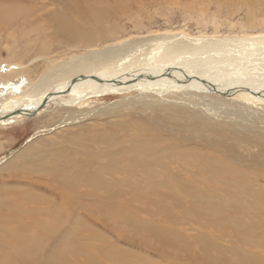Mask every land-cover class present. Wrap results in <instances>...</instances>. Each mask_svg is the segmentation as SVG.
Here are the masks:
<instances>
[{"label":"rangeland","instance_id":"374dc122","mask_svg":"<svg viewBox=\"0 0 264 264\" xmlns=\"http://www.w3.org/2000/svg\"><path fill=\"white\" fill-rule=\"evenodd\" d=\"M21 1H24L22 4L26 8L34 6L28 3L31 1ZM206 1L199 3L197 0H183L178 1L181 5L167 3L161 8L152 7L147 17L148 20L144 18L149 28L147 31L152 34L174 36L176 41L186 38L195 40V42L200 39L264 41V0H234L230 5L231 9L229 6L225 7ZM245 1L246 3L252 1L255 4L252 17ZM41 3L47 4L48 7L55 6L49 0H43ZM149 8V6L146 7V9ZM123 10L127 13H140L138 3H133ZM67 14L72 15L73 12L67 10ZM118 16L122 14L115 15L113 19H118ZM33 19H35L33 22H29ZM42 19L43 17L40 19L37 15L29 17V21L19 18L18 21L8 22L9 29L0 31V64L20 61L30 63L39 56H47L41 52L42 44L54 46L56 42L60 44L63 42L54 36L50 37L51 40L36 38L37 34L45 35L42 34L43 31L49 33L54 29V21L49 15L47 20ZM122 25L135 35L131 21L125 20ZM159 29L160 31L156 32ZM144 36L146 37L147 34ZM134 37L140 38L139 36ZM235 43L233 41V44ZM82 53L84 54V51L73 50L63 60L73 62ZM61 62L63 61L56 62L54 66L58 67ZM53 68L43 59H39L28 69L27 74L35 80L44 78L48 81V73ZM17 77L10 74L5 76L4 80L12 81ZM73 77L76 75L69 76L68 80ZM189 90L193 93L181 92L184 98L182 100L165 98L169 101L162 100L163 106L160 109L149 108L146 104H141L140 95L137 92L124 95L104 94L105 96L91 97L90 103L83 108L60 111L56 105L52 104L49 107L44 106L33 116L17 119L14 123L0 124V203L6 202L12 206L11 210L0 214L9 215L13 212L11 194L15 189L30 190L31 185L23 180L25 177L37 179L35 188L37 196L51 198L57 202L48 195L51 193L46 184L53 181L58 182L66 175H70L71 179L79 172L77 182L85 190L82 202L90 206L88 210L80 209V213L74 215L72 221L77 215L82 218L81 245L83 244L84 252H90L91 261L90 259L86 261L88 259L86 256L71 255L73 261L69 258V264H101V260L104 261L103 264L107 262H110L109 264H223V261L227 262L226 259L234 262L237 258L242 259L243 255L249 256L251 251L261 257V262L264 263V246L260 248L261 243H254L259 240V236L264 237V225L259 226L264 223V219L258 213L264 210V204L255 207L247 200L246 202L240 198L233 200L241 213H237L239 211L236 207L234 209L227 207L226 210L220 211L225 217L238 214V218L233 220L237 228L231 230L226 226L228 220L213 218V211L205 202L212 192L218 190L223 192L224 189L209 186L204 175L196 170V165L201 162H209L214 166L234 162L242 171L245 169L252 173L255 170L251 166L252 161H264V155H258L262 147L255 146L258 143L257 134L262 135L263 133L249 132L242 130L241 127L244 122L252 125L254 129L264 131V107L250 106L247 100L236 98V96ZM232 98L235 100H231ZM152 101L157 100L152 99ZM126 103L131 106L126 107ZM123 110L129 113L122 114ZM139 122L158 126L162 139L157 138L154 147L159 150H170L173 154L161 160L166 170L151 172V178L143 172L140 157L122 155L124 149L107 155L109 141L117 139L126 141L123 137L124 126H134ZM242 138L247 139L250 145L239 144ZM178 140H183V145L173 147ZM226 144L240 147L238 150L241 152H245L244 148L251 147L250 150L255 155L220 152L218 147L226 146ZM105 162L115 169L106 171ZM261 162L259 163L262 164ZM132 163H137L135 169H132ZM263 169H259L258 172ZM101 177L115 182V188L111 191L101 183L95 184V181ZM176 178L182 184L187 185L186 192H191L196 197L192 202L186 200L188 196L184 193L176 197L177 202L182 205L181 210L174 209L173 199L163 197L166 189L162 184L177 186ZM251 180V178L239 177L234 180V183L247 184ZM251 188L258 190V186ZM93 196H98V198L94 200ZM133 196L147 199L130 200ZM127 199L130 200V204L125 207L123 203ZM227 200L225 198L222 203L226 204ZM135 201L138 202L133 203ZM143 203H148L149 207ZM119 205H122L121 209ZM194 206L205 210L198 225L195 224L196 219L193 215H189L187 221L183 220L186 219L183 218L185 211ZM53 207L55 208L56 205ZM122 207L125 208L123 222L119 221L120 223L117 224L120 225L119 229L124 226L129 232L127 240L112 229L111 223H107L101 217L103 210L113 208L115 209L113 213L117 214L123 210ZM67 209L65 206L64 212ZM57 217L62 218V216ZM141 220H145L146 223L151 221L155 228H163L167 232L173 231L172 233L181 235L192 252L177 249V245L171 247L164 239L156 238V241L146 231L135 234L131 225L141 226ZM204 223L206 226H202ZM218 228L221 230L218 231ZM244 230H250L257 239L253 243L249 242V245L241 244L233 231L242 232ZM23 234L29 242L31 235L26 231L20 230L14 236H8L4 232L0 233V264H25L32 258L28 245L17 244L14 248L15 243L12 239ZM234 240L237 242L233 243L236 248L243 247L239 250L240 253L235 255L229 253L226 248H230L229 243ZM102 252L112 253L114 256L111 258V254L105 256L101 254ZM247 252L248 254L245 255ZM239 254L242 255L239 256ZM102 255L106 258L110 256V259L107 258V261ZM114 257H118L117 261H114ZM233 257L235 259H232Z\"/></svg>","mask_w":264,"mask_h":264},{"label":"bare ground","instance_id":"6f19581e","mask_svg":"<svg viewBox=\"0 0 264 264\" xmlns=\"http://www.w3.org/2000/svg\"><path fill=\"white\" fill-rule=\"evenodd\" d=\"M28 1H31L28 3L34 6L26 8L22 4L24 1L21 0H0V31L9 29L7 24L10 20L18 21L19 18L21 20L24 18L29 21V17L39 15L40 19L43 17L42 20L45 21L49 15L54 21V29L49 33L43 31L41 33L45 35L37 34L36 38L51 40L50 37L54 36L63 42L61 44L56 42L54 46L42 44L41 52L47 56H39L34 60L32 59L33 61L30 63L27 62L28 64L22 61L0 64V124L14 123L17 119L33 116L44 106L49 107L52 104L56 105L60 111L76 110L88 105L93 96L124 95L129 92H137L140 95L139 102L146 104L149 108L160 109L163 106L162 100L168 98L182 100L184 99L182 93H193L189 89L199 90L203 93L236 96V98L247 100L250 106L264 107V41L256 39H200L195 42V40L188 38L176 41L174 36L152 34L147 31L149 28L145 24L144 18L147 19L152 7L161 8L167 3L169 5L172 3L181 5L178 1L183 0H49L54 3V7H48L47 4L41 3L43 0ZM208 1L225 7L229 6L231 9L230 5L234 0ZM197 2L207 1L197 0ZM133 3H138L139 14H136L137 12L135 14L127 13L123 10ZM253 5L255 4L252 1L246 3L251 17L254 11ZM148 6L150 8L146 9ZM67 10L73 14H67ZM120 13L122 16L117 17L119 20L113 19L115 15ZM151 19L153 20V18ZM125 20L131 21L135 35L131 34L127 27H123L122 22ZM159 31L160 29L156 32ZM134 36L144 37L135 38ZM24 37L26 38V36ZM233 41L236 43L233 44ZM73 50L84 51V54H80V57H76L73 62L64 61V57ZM39 59H43L47 64L54 67L48 73V81L44 78L35 80L27 74L28 69ZM58 61L63 62L55 67L54 64ZM10 74L18 77L12 81L4 80L5 76ZM72 75H76V77L68 80L69 76ZM152 99L157 101L153 102ZM231 100L235 99L232 98ZM168 101L166 100V102ZM129 103L125 105L128 108L131 106ZM194 105L200 106L201 104ZM125 112L127 111H121L122 114ZM124 128L123 137L126 141H120V139L109 141L107 155L124 149L122 155L140 157L142 159L141 168L149 178H151L153 171L156 173L158 170L165 171L166 167L161 164V160L165 156L173 154L170 150H159L154 147L157 138L162 139L159 132L160 128L147 122H139L134 126L125 125ZM241 129L263 133L262 135L257 134L258 143L255 146L262 147L258 155H264V131L254 129L252 125L244 122ZM239 144L250 145L245 138L240 139ZM182 145L183 140H178L173 147H181ZM239 148L226 144V146H219L218 150L222 153L232 152L234 155H255L251 152V147L244 148L245 152L239 151ZM259 162L252 161L251 166L255 169L252 173L245 169L242 171L234 162L223 163L218 166L209 162H201L196 165V170L204 175L209 186L224 189L223 192L219 190L212 192L205 202L208 208L213 211V218L215 220H228L226 226L231 230L237 228V224L233 220L238 214L233 213L236 215H234L235 217L233 214V217H225L220 211L227 207L233 209L236 207L239 211L237 213H241L233 200L236 198H240L244 202L247 200L255 207L264 204V169L258 172L259 169L264 168V161L261 162L263 165ZM105 164L106 171L115 169L107 162ZM136 167L137 163H132V169ZM78 173L73 175L74 177L71 179L70 175H66L64 179L58 180V182L53 181L46 184L51 193L48 195L57 202L51 198L37 196L35 194L37 179L34 180L30 177L23 179L26 184L32 186H29L30 190L17 188L12 192L13 212L9 215L0 214V233L4 232L8 236H14L22 230L31 235L29 242L24 234L12 239L15 243L14 248L17 244L28 245L32 258L25 264H69L72 260L71 255L86 256L88 258H85L86 261L89 259L91 261L90 252H84L83 244L81 245L83 238L82 218L77 215L76 219L72 221L73 216L80 213V209L88 210L90 206L82 202L85 190L77 182ZM239 177L251 178L252 180L247 184L234 183V180ZM176 181L177 186L162 184L166 189L163 197L173 199L174 209L181 210L182 205L177 202L176 197L184 193L188 196L186 200L189 202L194 201L196 197L193 193L186 192L187 185L182 184L178 178ZM98 183L105 185L111 191L116 185L115 182L102 177L95 181V184ZM252 186H258V190H253ZM92 198L96 200L98 196ZM225 198L228 200L226 204H223ZM146 199L145 197L134 196L130 198V200ZM130 200L127 199L123 206L128 207ZM136 202L138 201L133 203ZM143 204L149 207L148 203ZM54 205H56L55 208ZM65 206L68 209L64 212ZM105 206L107 207V205ZM114 206L117 207L115 204ZM119 206L121 209L122 205ZM11 209L10 203H0V213ZM124 209L117 214L113 213L115 211L113 208L112 210H103L101 217L107 223H111L112 229L124 240H127L129 232L124 226L119 229L120 225L117 224L119 221L123 222ZM204 212L205 210L201 207L194 206L185 211L183 218L186 219L183 220L187 221L188 216L193 215L196 219L195 224H197ZM258 213L264 219V210ZM57 216H62V218ZM239 218L241 217L239 216ZM66 224L70 225L65 226ZM263 225L264 223L259 226ZM202 226H206V223ZM131 228L137 235L146 231L152 235L153 239H164L166 244L171 247L177 245V249L181 248L182 251L192 252L181 235L174 234L173 231L167 232L163 228H155L151 221L146 223L144 220L141 222V226L131 225ZM220 230L221 228H218V231ZM233 232L240 239L241 244L249 245V242L253 243L257 239L250 230ZM236 240L228 242L230 248L226 247L227 251L233 255L240 253L239 250L243 249V247L236 248V245L233 244L237 243ZM254 243H261L259 247H263L264 237L259 236V240ZM250 253L249 256L243 255L242 259L237 258V256L235 257L237 259L234 257L232 259H235V264H264L261 262V257L253 254L252 251ZM101 254L106 256L108 253L102 252ZM110 254L108 255L113 258L114 255ZM247 254L248 252L245 253V255ZM104 255L102 256L104 257ZM110 256L107 258L110 259ZM115 257L114 261H117L118 257ZM120 258L122 259V257ZM226 260L227 262L223 261V264H234L235 262ZM102 261L101 264L104 263ZM109 263L107 262V264Z\"/></svg>","mask_w":264,"mask_h":264}]
</instances>
